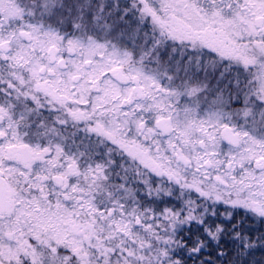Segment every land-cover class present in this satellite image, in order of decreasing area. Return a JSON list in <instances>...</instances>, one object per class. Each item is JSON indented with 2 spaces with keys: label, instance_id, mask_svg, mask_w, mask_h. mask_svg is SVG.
I'll return each instance as SVG.
<instances>
[{
  "label": "snow or ice",
  "instance_id": "snow-or-ice-1",
  "mask_svg": "<svg viewBox=\"0 0 264 264\" xmlns=\"http://www.w3.org/2000/svg\"><path fill=\"white\" fill-rule=\"evenodd\" d=\"M0 264H264V0H0Z\"/></svg>",
  "mask_w": 264,
  "mask_h": 264
}]
</instances>
